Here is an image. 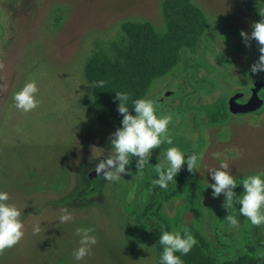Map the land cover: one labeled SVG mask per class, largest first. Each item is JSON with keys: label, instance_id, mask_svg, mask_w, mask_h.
I'll return each instance as SVG.
<instances>
[{"label": "rangeland", "instance_id": "obj_1", "mask_svg": "<svg viewBox=\"0 0 264 264\" xmlns=\"http://www.w3.org/2000/svg\"><path fill=\"white\" fill-rule=\"evenodd\" d=\"M163 1L0 0V190L9 193L8 202L20 208L24 222L23 238L0 252V264H158L161 226L152 221L148 231L141 227L158 186L141 189L132 168L119 181L102 176L93 181L94 166L109 153L115 130L97 116L85 66L93 55L119 54L126 44V21H148L163 31ZM259 1L192 0L209 26L194 47L195 60L188 62L199 67L188 72L180 63L155 78L144 96L156 102L158 115L170 118L173 140L153 149L145 166L164 164L163 151L173 146L198 157V170L189 172L185 164L177 174L183 173L181 186L175 183L173 192L160 194L158 214L169 231L186 227L222 260L264 257V225L254 226L239 215L242 185L234 189L230 209L223 207V193L214 198L208 187V169L219 168L223 159L238 182L264 172V87L256 112L236 116L228 105L240 92L250 96L264 77L250 72L260 55L258 45L253 40L246 46L240 36L258 21L254 8ZM194 75L207 80L208 89L201 82L193 86ZM33 81L39 103L23 112L12 96ZM219 99L224 119L197 114L196 107ZM130 161L135 164V158ZM229 212L239 220L235 228L225 219ZM62 215L71 219L61 223ZM35 224L41 230L34 235ZM77 228L91 229L97 239L79 262L72 255L79 247Z\"/></svg>", "mask_w": 264, "mask_h": 264}, {"label": "clouds", "instance_id": "obj_2", "mask_svg": "<svg viewBox=\"0 0 264 264\" xmlns=\"http://www.w3.org/2000/svg\"><path fill=\"white\" fill-rule=\"evenodd\" d=\"M262 17L250 25L251 32L241 30L240 36L246 46L251 41L258 45L260 53L257 61L251 65L252 74L264 73V7L259 8ZM104 81L96 82V86L103 87ZM38 87L36 83L27 82L12 96L15 108L29 112L35 109L39 103L37 98ZM115 100L119 101L117 111L122 116L120 126L110 134V151L95 164L94 170L97 176H102L105 181H119L123 174H132L130 157L135 158L137 172L142 170L152 155V150L162 144L172 145V137L168 134L170 118L166 115H158L156 102L153 99L137 98L131 101V111L128 107L129 93L115 91ZM165 163H156L154 171L157 177L152 180L153 186L167 189L170 182H176L175 177L186 164L187 170H198V157L195 153L185 154L177 147H168L163 151ZM97 158V157H96ZM92 159H95L92 156ZM159 161V157H158ZM227 159L220 162L219 168H209L212 182L208 187L212 189V196L219 197L222 193L225 197L223 207L230 209L235 196L234 189L242 185V195L237 198L239 203V215L246 218L254 226L264 225V172L254 173L243 177L239 182L228 171ZM207 187V188H208ZM9 193L0 190V252L12 248L24 236V222L21 219V210L14 203H9ZM69 215H62L60 222L70 220ZM229 227H237L239 220L229 212L225 216ZM40 225L32 227V233L40 232ZM91 229L77 228L76 235L79 237V247L74 249L72 255L75 261H82L97 243L95 235H91ZM159 243L162 245L160 264H183L181 256L190 252L196 243L194 237L186 227L173 231L160 228ZM179 253L180 255H177Z\"/></svg>", "mask_w": 264, "mask_h": 264}, {"label": "trees", "instance_id": "obj_3", "mask_svg": "<svg viewBox=\"0 0 264 264\" xmlns=\"http://www.w3.org/2000/svg\"><path fill=\"white\" fill-rule=\"evenodd\" d=\"M260 7H264V0L255 3L254 11L258 21L262 18L259 14ZM161 9L165 23L163 31H158L148 21H126L122 24L126 44L119 54L113 58L105 54L93 55L86 63L85 77L92 85L93 105L97 116L102 123L114 130L120 126L122 119L117 111L119 101L115 100V91L129 93L128 107L131 111V101L144 98L155 78L165 75L180 63L184 64L185 71L188 72L199 67L196 64L189 65L188 62L195 60L194 47L200 40L205 39L209 31L205 14L192 0H164ZM193 77V86L201 82L203 90L208 89L207 80H199L195 75ZM101 80L105 82L102 88L96 86V82ZM222 105V100L219 99L211 105L196 107L195 110L197 114L208 116L213 121H221L226 116L219 115L220 110H224ZM130 168L138 173L141 189L153 186L151 182L157 177L154 168L150 169L147 164L137 172L133 163ZM149 169L154 177L148 174ZM177 176L180 177H175L176 182H170V188L167 190L158 187L154 189L156 199L146 210L142 220L141 227L144 231H148L152 221H157L163 230L169 231L165 221L158 214V210L163 206L160 194H169L172 189L174 191L175 183L181 186L183 173ZM241 193L242 188L238 190V195ZM190 234L196 243L189 253L181 256L183 264H264V257L249 254L222 260L209 249L203 239ZM162 247L161 245L159 248L158 264Z\"/></svg>", "mask_w": 264, "mask_h": 264}, {"label": "water", "instance_id": "obj_4", "mask_svg": "<svg viewBox=\"0 0 264 264\" xmlns=\"http://www.w3.org/2000/svg\"><path fill=\"white\" fill-rule=\"evenodd\" d=\"M263 86H264V79L256 84L255 88L253 89L251 99L245 104H240L238 102H235V100L240 97V94H236L235 96H233L230 103V111L233 114L244 115L259 109L263 104V100L258 97V92L262 89ZM93 175H94L93 176V180H94L97 178V174L95 171Z\"/></svg>", "mask_w": 264, "mask_h": 264}, {"label": "flooded vegetation", "instance_id": "obj_5", "mask_svg": "<svg viewBox=\"0 0 264 264\" xmlns=\"http://www.w3.org/2000/svg\"><path fill=\"white\" fill-rule=\"evenodd\" d=\"M264 79V77H262V78H260L257 82H255V86H256V84L257 83H259L261 80H263ZM244 84H245V82H244ZM255 86L252 88L251 87V89H250V96L249 95H247V93L246 92H240L239 94H240V97L239 98H237L236 100H235V102H238V100L239 99H243L244 101H243V103H240V104H245V103H247L250 99H251V97H252V93H253V89L255 88ZM264 87V86H263ZM262 87V88H263ZM233 97V96H232ZM231 97V98H232ZM231 98H230V100L228 101V105H229V107H230V103H231ZM258 110V109H257ZM257 110H255V111H253V112H249V113H247V114H251V113H254V112H256ZM232 113V112H231ZM233 114V113H232ZM234 115H236L237 116V114H234ZM245 115V114H244ZM240 116V115H239ZM93 173H94V171H93ZM93 173H92V176H94L93 175ZM94 181V183L97 181L96 179H94L93 180Z\"/></svg>", "mask_w": 264, "mask_h": 264}]
</instances>
